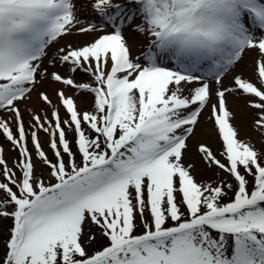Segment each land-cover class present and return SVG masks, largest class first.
<instances>
[{
	"label": "snow or ice",
	"instance_id": "6c2138e0",
	"mask_svg": "<svg viewBox=\"0 0 264 264\" xmlns=\"http://www.w3.org/2000/svg\"><path fill=\"white\" fill-rule=\"evenodd\" d=\"M127 2L91 0L112 30L49 60L92 79L77 83L43 60L63 37L102 26L82 25L74 0H0V112L16 124L13 131L0 118V135L19 153L9 167L0 149V219L12 221L0 264H264V149L240 138L227 103L228 95L243 98L264 136V0ZM134 23L148 40L137 57L123 34ZM249 51L257 57L252 79L235 74L225 86ZM45 79L91 94L93 107L81 111L63 88L57 104L40 92L51 111L32 110L33 153L19 105ZM205 113L220 158L204 143L197 151L234 181L227 202L233 183L198 182L185 162ZM34 154L50 169L47 180L36 176ZM86 226L106 241L91 253Z\"/></svg>",
	"mask_w": 264,
	"mask_h": 264
},
{
	"label": "rangeland",
	"instance_id": "374dc122",
	"mask_svg": "<svg viewBox=\"0 0 264 264\" xmlns=\"http://www.w3.org/2000/svg\"><path fill=\"white\" fill-rule=\"evenodd\" d=\"M76 4L77 16L81 20L82 25L87 26L89 23L101 25L103 30L97 31L88 34H81L74 31L72 34L67 35L59 40L57 44L51 47L48 50V55L44 58L42 67H46L49 72L51 71H59L62 75L70 76L77 83H92V79L88 75V73L83 71L71 72L68 65L61 66L59 64H49V60L52 59L55 55V52L60 47H66L68 44H71L73 47L82 46L88 42H91L93 39L97 38L99 35L106 34L110 32L112 29L110 26L104 25L102 18L92 10L91 8V0H74ZM114 4L126 5L128 8H131L132 5L127 2V0H113ZM135 23H139V20L135 21ZM129 25L124 28V36L128 41V44L131 48L132 55L134 57L141 56L144 52L148 40L146 36L139 34L134 31V26ZM256 53L253 51L247 52L241 62L231 69L228 73H226L223 77V84L225 86H230V82L235 74L242 73L245 77L252 79V69L254 61L256 60ZM165 66L173 67L171 63H166ZM80 72V73H78ZM77 74L79 77H77ZM199 74V73H198ZM81 81V82H79ZM198 86L197 83H193L191 87ZM214 88L216 85L213 82L212 85ZM64 89L67 95L73 96L77 105L79 106L81 111H91L93 107V97L91 94H87L84 92H80L74 89L65 88L63 85L55 82H51L47 79L41 80V82L37 85L36 89L32 92L30 99L24 103L19 105L20 110L23 114V120L25 124L26 130H29V125L31 123V114L32 110L39 112L42 116L45 114L50 115V107L45 105L40 99L38 94L40 92H45L49 95L51 90H59ZM55 99L52 100L53 104H57V97L54 93ZM228 107L235 114V119L233 123L240 130V138L247 142L252 143L258 150L264 149V136H261L258 132H256L252 127V120L254 118V112L251 109H245L244 107V99L241 97H237L234 95L227 96ZM61 116L64 118L63 109H61ZM0 118L8 120L10 126L13 131L16 129V124L12 120L11 114L7 112H0ZM211 125L207 122V113H205L200 121L199 126L195 130V135L188 141L189 149L185 154V162L194 164V168L192 170V174L198 182H213L218 183L221 180H226L229 183H233V190L228 191L227 196L224 198L225 202L229 201L233 197V193L235 190L234 181L230 177H228L225 173L221 172L215 168H208L201 160L200 155L197 151L200 143L207 144L211 150L217 154L219 157V152L221 151V144L218 141L217 137L210 131ZM40 142L44 151L49 156V159L55 160V157L48 146V137L42 131L38 133ZM68 139L71 141L73 139L71 133L68 135ZM29 149L33 151L31 138H30V130H29ZM0 149H2L3 158L6 160L9 167H13L14 163L19 159V153L14 148V146L7 141L2 135H0ZM75 151V147H73ZM65 159H67L65 157ZM77 161L79 162V156H77ZM33 162L35 165V174L36 176L47 180L50 169L47 166L43 165L39 159L33 155ZM19 175V173H18ZM3 180L2 170H0V181ZM250 184L249 188L251 189V178H249ZM12 221L10 219H0V252H2L4 247V242L8 238V229L11 226ZM142 230V225L140 224L139 219L137 220V233ZM94 235L95 240L90 243L87 242V236ZM106 241L101 237L99 230L95 227L89 228L85 227V244L88 248V251L91 253L93 250L100 248L104 245Z\"/></svg>",
	"mask_w": 264,
	"mask_h": 264
},
{
	"label": "bare ground",
	"instance_id": "6f19581e",
	"mask_svg": "<svg viewBox=\"0 0 264 264\" xmlns=\"http://www.w3.org/2000/svg\"><path fill=\"white\" fill-rule=\"evenodd\" d=\"M54 93H55L54 90H51L50 96H51V99H52V100L55 99V97H54Z\"/></svg>",
	"mask_w": 264,
	"mask_h": 264
},
{
	"label": "trees",
	"instance_id": "16d2710c",
	"mask_svg": "<svg viewBox=\"0 0 264 264\" xmlns=\"http://www.w3.org/2000/svg\"><path fill=\"white\" fill-rule=\"evenodd\" d=\"M78 73H80V72H78ZM90 76V75H89ZM77 77H79V75L77 74ZM91 78V77H90Z\"/></svg>",
	"mask_w": 264,
	"mask_h": 264
}]
</instances>
